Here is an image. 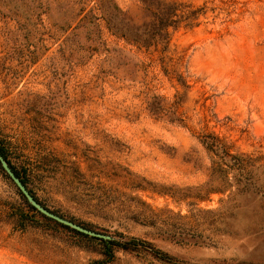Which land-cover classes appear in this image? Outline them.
Segmentation results:
<instances>
[{"label": "rangeland", "instance_id": "1", "mask_svg": "<svg viewBox=\"0 0 264 264\" xmlns=\"http://www.w3.org/2000/svg\"><path fill=\"white\" fill-rule=\"evenodd\" d=\"M162 3L0 0V264H264V0Z\"/></svg>", "mask_w": 264, "mask_h": 264}, {"label": "trees", "instance_id": "2", "mask_svg": "<svg viewBox=\"0 0 264 264\" xmlns=\"http://www.w3.org/2000/svg\"><path fill=\"white\" fill-rule=\"evenodd\" d=\"M144 8L145 11L154 12V16L156 17V22H155V27L152 29V32H161L163 31L167 25H170L171 23H174L175 20L173 19L174 16H176V10L172 7V5H168L166 3H162V0H139ZM154 8V9H153ZM129 22H125V24H127L129 26ZM130 30V29H129ZM121 36H125L124 34ZM130 41H132L135 44H139L141 43V40L139 39H135V38H131ZM202 142L206 145V148L208 150L214 151V152H218L221 151L223 153L224 157H231L230 154L225 150V148L223 147V145L220 142V139L214 135H202ZM5 147L3 148L0 145V155L3 154L4 157H6V151H5ZM214 167L212 168V174H218L221 175L222 171H224L222 169V165L221 163H217L214 162ZM12 169L15 171V173L17 175H20L19 171H17V169H15L14 167H12ZM27 180H28V175L27 173L22 174V181L24 182V184H27ZM223 183V181H222ZM27 186V185H26ZM206 188L203 186H200V188H198L199 190H202ZM209 190H207L208 192H210V190H212L211 188H208ZM35 197V196H34ZM32 208V207H31ZM37 213V212H36ZM24 217H28L27 214L23 215ZM64 226V225H62ZM67 227V226H64ZM68 228V227H67ZM73 231V233H75L76 235H80L83 237H90L88 236V233H84L82 231H78V230H74L71 229ZM99 241L102 243V245L104 246V251H103V255H104V259L98 260L96 261V264H105L109 261L112 260V258L114 257V252L113 249L114 248H120L123 250H137V246L143 247V249L151 254L154 255L158 260L163 261L165 263H169L170 260L168 256L160 253L158 250L154 249V247L146 241L140 240V239H136V238H132L130 240H126V239H122L121 237H117L114 238L113 236H109L107 238H98Z\"/></svg>", "mask_w": 264, "mask_h": 264}, {"label": "water", "instance_id": "3", "mask_svg": "<svg viewBox=\"0 0 264 264\" xmlns=\"http://www.w3.org/2000/svg\"><path fill=\"white\" fill-rule=\"evenodd\" d=\"M6 169H7L8 173H9L10 177L16 182V184H17L18 187L21 189V191H22L26 196H29L28 191H27V189H26L24 183L22 182V180H21V179H20V178H19V177H18V176H17V175L11 170V169H9V168H7V167H6ZM51 216H52L55 220H57V221H59V222H61V223H64V224L69 225V226H72V227H75L77 230H80V231H83V232H87V233H89L87 230H85V229H83V228H81V227H79V226H77V225L71 223L70 221H68V220H66V219H63V218H61V217H59V216H56V215H53V214H51Z\"/></svg>", "mask_w": 264, "mask_h": 264}]
</instances>
